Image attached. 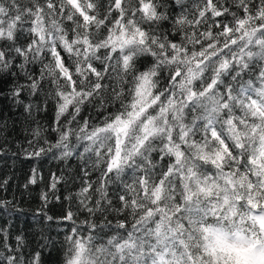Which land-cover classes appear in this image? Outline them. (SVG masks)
Returning <instances> with one entry per match:
<instances>
[{
  "label": "snow or ice",
  "instance_id": "6c2138e0",
  "mask_svg": "<svg viewBox=\"0 0 264 264\" xmlns=\"http://www.w3.org/2000/svg\"><path fill=\"white\" fill-rule=\"evenodd\" d=\"M0 98L76 185L61 264H264V0H0ZM42 240L0 226V264Z\"/></svg>",
  "mask_w": 264,
  "mask_h": 264
},
{
  "label": "trees",
  "instance_id": "16d2710c",
  "mask_svg": "<svg viewBox=\"0 0 264 264\" xmlns=\"http://www.w3.org/2000/svg\"><path fill=\"white\" fill-rule=\"evenodd\" d=\"M0 110L3 117L10 118L8 155L0 159V181L8 180V185L0 192V198L11 200L13 203V207L0 211V226L6 228L12 237L24 236L29 251L44 242L43 237L49 238L48 246L43 249L42 259L45 264H61L59 245L66 226L59 222V217L69 208V202L64 197L69 191H74L76 185L58 184L55 196L60 199H55L53 190L49 188L52 174L59 176L67 164L47 158L35 160L26 159L22 154L12 155L17 151L16 142L24 143V117L20 114L21 110L7 99L0 98ZM13 122L15 131H11ZM33 168L39 175L36 184H29ZM44 193L48 195L47 204L42 199ZM46 216H52L54 220L49 221ZM53 244L56 247H53Z\"/></svg>",
  "mask_w": 264,
  "mask_h": 264
}]
</instances>
